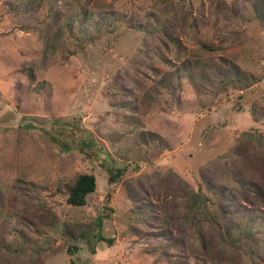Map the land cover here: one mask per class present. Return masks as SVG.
<instances>
[{"label":"rangeland","instance_id":"rangeland-1","mask_svg":"<svg viewBox=\"0 0 264 264\" xmlns=\"http://www.w3.org/2000/svg\"><path fill=\"white\" fill-rule=\"evenodd\" d=\"M60 127L101 160L61 151ZM79 174L98 189L73 208ZM66 226L88 233L74 254ZM0 264H264V0H0Z\"/></svg>","mask_w":264,"mask_h":264},{"label":"trees","instance_id":"trees-1","mask_svg":"<svg viewBox=\"0 0 264 264\" xmlns=\"http://www.w3.org/2000/svg\"><path fill=\"white\" fill-rule=\"evenodd\" d=\"M86 19V18H85ZM85 19H80L78 22L81 24L80 26H83L84 23H86ZM94 27V28H93ZM87 36L85 38V41H91L93 42L99 36L106 33H113L117 29L112 24H105L104 27L100 26H92V29L90 31L89 28L84 27L83 28ZM172 39V37H170ZM174 45V41H172ZM55 46V44H54ZM177 48L181 50V47L177 44ZM203 48L201 51H212L210 48H208L206 45H201ZM210 49V50H209ZM207 51V52H208ZM177 58H180L183 55V52L179 51L177 53ZM184 61L181 64V70L187 71L188 69H192V66H209L211 69H221V72L219 73V76L221 79L228 78L227 72H225V68H227L230 65V61L228 58L225 57H217L214 59L213 57L207 56L206 59L202 58L201 56H194L189 57L185 55ZM198 68V67H197ZM183 73H172L167 74L163 76L162 80L158 82L157 87L155 88V92L157 93L158 89L160 88H166L169 89L171 85L175 83V81H179L181 79V76ZM233 82V81H232ZM46 136L52 140L55 145H57L61 151L63 152H69L71 150H79L81 153L86 154L85 152H91L93 155H88L91 158L96 159L97 161L101 160V146H99V142L94 138V136L89 135L90 133H87L89 137H86V139H77L80 132L83 130L80 128H55V129H43ZM63 137V139H69L67 142L60 143V139ZM91 137V138H90ZM87 155V154H86ZM127 175V170L122 168H114L109 167L108 169V185L114 186L117 183H119L124 177ZM98 189V180L96 175L94 174H79L76 175V177L69 181L63 188H60V192H64L66 195V200L69 206L73 208H82L88 205V198L91 194H94ZM111 194L108 193L104 199V215L100 216L96 220V226L97 229V235H95L96 239L101 242H106V238L102 237L101 232L103 229V223L105 219H110L112 216V213L114 212L113 207H111ZM64 235L68 237V239L71 241L70 245V252L71 254H74L77 250V246L75 243H84L88 241V233L82 229L79 228H70L68 226L65 227ZM109 244H112L114 241L109 239L107 241Z\"/></svg>","mask_w":264,"mask_h":264}]
</instances>
